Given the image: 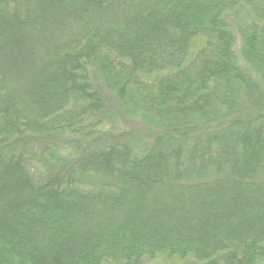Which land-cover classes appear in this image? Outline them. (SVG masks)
<instances>
[{"label":"trees","instance_id":"obj_1","mask_svg":"<svg viewBox=\"0 0 264 264\" xmlns=\"http://www.w3.org/2000/svg\"><path fill=\"white\" fill-rule=\"evenodd\" d=\"M259 48L264 0H0V264H264Z\"/></svg>","mask_w":264,"mask_h":264},{"label":"rangeland","instance_id":"obj_2","mask_svg":"<svg viewBox=\"0 0 264 264\" xmlns=\"http://www.w3.org/2000/svg\"><path fill=\"white\" fill-rule=\"evenodd\" d=\"M250 18H252V14L245 11L242 18H241L242 27L245 26V28H246L247 22ZM245 28L243 30H245ZM201 43H202L201 39L195 38L192 41V44H191L192 47H191L190 52L192 53ZM258 51L260 53L264 54V49L259 48ZM247 61L250 63L257 62L255 60V58H252V57H247ZM159 74H161V73L157 72V73H153V74L147 75V76L144 75V78L148 79V80H150V79L152 80V79H154L155 76H158ZM106 127H107V124H103V125H100L98 127V129L102 130V129H105ZM179 263H180L179 258H177L176 256H170L166 252H160V253L156 254L153 258H146V260H145V264H179Z\"/></svg>","mask_w":264,"mask_h":264}]
</instances>
